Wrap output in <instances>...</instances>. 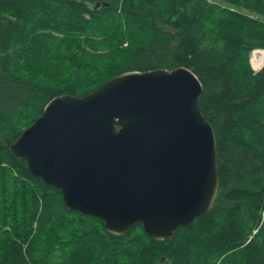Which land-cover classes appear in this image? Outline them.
I'll list each match as a JSON object with an SVG mask.
<instances>
[{"label": "trees", "instance_id": "16d2710c", "mask_svg": "<svg viewBox=\"0 0 264 264\" xmlns=\"http://www.w3.org/2000/svg\"><path fill=\"white\" fill-rule=\"evenodd\" d=\"M254 49H264V0H0V264H264V61L253 63ZM178 66L202 85L219 188L171 239L140 223L107 232L10 153L52 97Z\"/></svg>", "mask_w": 264, "mask_h": 264}, {"label": "water", "instance_id": "95a60500", "mask_svg": "<svg viewBox=\"0 0 264 264\" xmlns=\"http://www.w3.org/2000/svg\"><path fill=\"white\" fill-rule=\"evenodd\" d=\"M201 93L183 66L126 71L83 96L52 97L8 148L68 210L101 219L107 232L140 223L155 240L171 239L218 193Z\"/></svg>", "mask_w": 264, "mask_h": 264}, {"label": "rangeland", "instance_id": "374dc122", "mask_svg": "<svg viewBox=\"0 0 264 264\" xmlns=\"http://www.w3.org/2000/svg\"><path fill=\"white\" fill-rule=\"evenodd\" d=\"M263 49H254L253 51H252V53H251V57H252V61H253V63L257 66V67H259L262 63H263V61H264V56L263 57H261V58H259L258 57V53L260 52V51H262ZM264 51V50H263ZM250 57V58H251ZM251 62V61H250ZM251 65H252V63H251ZM252 67H253V65H252ZM254 69H259V68H255V67H253ZM261 68V67H260Z\"/></svg>", "mask_w": 264, "mask_h": 264}, {"label": "bare ground", "instance_id": "6f19581e", "mask_svg": "<svg viewBox=\"0 0 264 264\" xmlns=\"http://www.w3.org/2000/svg\"><path fill=\"white\" fill-rule=\"evenodd\" d=\"M263 56H264V51L262 50V51H260V52L258 53V57L261 58V57H263Z\"/></svg>", "mask_w": 264, "mask_h": 264}]
</instances>
